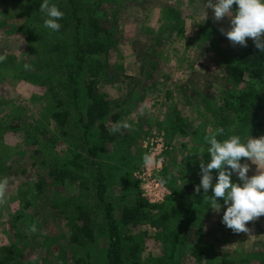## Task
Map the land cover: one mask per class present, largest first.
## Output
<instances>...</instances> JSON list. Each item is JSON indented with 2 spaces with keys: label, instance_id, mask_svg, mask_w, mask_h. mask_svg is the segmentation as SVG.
Returning <instances> with one entry per match:
<instances>
[{
  "label": "rangeland",
  "instance_id": "obj_1",
  "mask_svg": "<svg viewBox=\"0 0 264 264\" xmlns=\"http://www.w3.org/2000/svg\"><path fill=\"white\" fill-rule=\"evenodd\" d=\"M57 1H54L55 5ZM84 1L76 0V4L82 5ZM68 2H61L67 6L66 10L70 7ZM7 4V1L0 0V20ZM114 7L116 12L108 9L101 20L115 39V45L102 56V65L98 67L101 76L99 86L107 97L111 112L119 115L118 122H125L129 127L113 133L114 142L100 143L96 128H92L87 137L84 136L78 125L84 106L80 98L82 94L75 96L71 91L73 87L67 82L64 69L53 71L50 76L53 80L57 76L61 77L64 88L70 94V97L63 94L62 103L56 109L68 106L71 110L67 128L72 130L70 134L75 136L80 145L78 149H72L79 151L84 166L80 172L87 178L82 192L87 196L88 209H98V201L90 197L95 191L91 181L94 179V164H99L105 174L114 179L110 182L108 195L118 210H138L135 203L139 199L142 203L159 207L168 202L169 209L174 208L175 202L169 199L172 198L170 189L161 175L165 168V173L174 176L175 188L186 197L184 203L199 197L201 204L209 205L206 213L194 217L195 221L200 219L201 223H197L195 228L190 226L181 229L178 264H223L224 261L243 264L239 262L242 257L254 253L264 254V216L248 222V232L236 233L227 228L221 222L227 207L222 198H217L222 206L220 211L211 209L207 197L212 195L211 188L207 193L202 188L196 191L202 175L200 167L191 168V162L185 164L186 157L191 152L193 154L197 147H200V151L192 160L200 163L205 161L200 153L207 152L206 144H209L210 136L219 129V119L213 113L224 110L226 97L237 91L224 78V61H231L230 49L241 47L239 44L233 45L221 32V29L228 30V19L215 20L210 8L205 9V18V0H117L109 8ZM236 7L233 5V10ZM29 18L32 16L29 15ZM8 22L15 23L17 20L9 19ZM69 31L66 34L71 40L73 34ZM246 40L249 42L252 38ZM30 53L32 48L27 45L25 38L11 32L10 27L0 28V55L6 56V60L0 63V180L7 181L5 197L0 203V248L11 247L18 264H59V261L62 264H76L74 258L85 261L83 264H97L101 260L99 252L107 240L102 232L103 220L100 217L93 219L92 242L73 252L68 243L70 232L51 199V194H56L57 190L59 194L77 196L80 193V181L66 187L60 182L47 180L45 193L39 194L37 198L32 193L36 175L43 170L41 164L64 160L63 152L68 145L58 142L56 147L45 149V139L38 129L47 126L48 107L52 106L50 91L45 85L42 87L17 79L18 72L10 69L21 63L24 68H28L32 60ZM65 59L66 62H73L72 54H68ZM33 71L38 72V69ZM259 118L264 119V113ZM25 122L29 125L15 130L2 129ZM111 122L108 121L110 131L115 126ZM230 124L231 129L226 130L237 129L233 119ZM46 129L53 134L52 124ZM36 132L42 149L33 156L31 143ZM241 137L247 139L245 134ZM150 139L162 143L159 144L161 153L155 159L158 167L156 163H144L143 158L149 156L151 149L146 145ZM118 144L121 145L119 148ZM140 154L143 156L139 161ZM245 162L250 165L248 175L256 174V165L251 161ZM146 166L152 178L161 182L169 192L160 204L149 203L140 187L137 176H141ZM73 169L78 171L75 167ZM121 178L123 182L119 181ZM232 181L239 182L235 174ZM186 186L189 188L183 190ZM24 203L26 207L31 204V207L25 209ZM21 212L31 213L32 216L26 218L28 216L25 215L14 221L15 215ZM161 213L160 210L146 211L144 219L136 221V226L129 228L127 233L130 239L125 242V246L137 244L138 255L146 264H156V260L166 257L167 245L164 240H170L174 233L173 225L161 220ZM175 219L171 215L169 221ZM12 223L18 231L12 228ZM36 223L39 225L36 226ZM33 226L35 232L31 231ZM198 227L203 232L202 236L192 240L193 232ZM16 233L20 234L19 238H15ZM59 249L65 253L61 259L47 252ZM85 253H90L91 257L84 256ZM193 254L212 259L198 263ZM248 262L244 264H257Z\"/></svg>",
  "mask_w": 264,
  "mask_h": 264
},
{
  "label": "trees",
  "instance_id": "obj_2",
  "mask_svg": "<svg viewBox=\"0 0 264 264\" xmlns=\"http://www.w3.org/2000/svg\"><path fill=\"white\" fill-rule=\"evenodd\" d=\"M5 1L9 5L7 4V8L1 12L3 18L0 20V28L10 27L11 32L25 38L27 45L32 48V53H30L32 60L28 68H24V64L21 63L18 67H11L10 69L18 72L16 75L17 79L21 78L24 81L42 87L45 85L50 91L52 106L48 107L47 126L52 124L54 132L50 134L46 129L47 126L42 129L37 128L40 131L39 134L45 139L44 146L47 147L45 149L50 150L56 147L58 142L68 145V148L63 152L65 154L64 160L60 161L59 159L56 162L52 160L48 165L41 164L43 170L36 175L32 192L33 196L37 198L39 194L47 191L44 189L47 180L52 183L60 182L61 185L66 187L74 185L77 180L80 181V193L78 192L77 196H70L67 193L59 194L57 190L56 194H51V199L55 203L53 205L54 208H58L57 211L64 219L66 228L70 232L68 243L73 252L79 251L80 248L86 247L92 242L93 219L100 217L103 220L102 232L107 240L105 247L101 248L99 252L101 260L97 264H146L138 255L139 246L137 244L132 247L125 246V242L130 239L127 233L129 228L136 226V221L144 219L143 215L146 211L160 210L162 212L161 220L165 223H171L174 227V233L171 235L170 240H164L165 246L167 245L166 257L156 260L155 263L178 264L180 258L179 248L182 240L181 229L190 226L195 228L197 223H201L200 219L195 221L194 217L206 213L209 208L208 203L201 204L199 197L190 203H184L186 197L182 194L183 192L175 188L174 176L165 173L164 168L161 175L163 182L170 189L172 198H168L175 202L174 208L169 209L168 202L160 207L151 206L145 202L142 203L143 201L136 196L141 203H135L139 207V209L137 208L138 210L131 208L118 210L114 206V201L110 200L108 195L110 182L114 179L111 176L109 178L99 164H94V179L91 181L95 191L90 194V197L92 199L96 198L98 209L95 211L89 210L88 203L85 200L87 196H84L82 192L84 189L82 186L87 182V178L80 172L84 166L80 160L79 151L72 149V147L78 149L80 145L75 136L70 134L72 130L67 128L71 120V110L68 106L61 110L56 109L57 105L62 103L63 94L70 97L69 91L62 84L61 77L57 76V79L54 80L50 78L53 71L61 70L62 68L66 73L67 82L73 87L71 91H73L74 95L82 94L80 98L84 101V106L83 112L78 119V125L83 131L82 134L87 137L90 130L96 128L98 131L97 138L100 143L114 142L115 136L109 130L108 121L110 120V122L112 121L111 124L116 125L119 123V115L111 112L107 97L101 91L99 86L101 76L99 75L98 67L102 65V56H105L108 50L115 45V39L109 29L104 27L101 20L108 9H113L112 11L116 12V7H109L117 3V0H85L82 5H77L76 0H69L70 7L68 10H66L67 6L61 3L62 0L55 2L56 6L64 12L63 19L59 21L61 24L59 32H52L43 26L44 21H42V18L44 14L39 11L43 0ZM54 1L56 0H49V3L54 4ZM114 13L113 15L115 16ZM29 15L32 18H29ZM9 19H16L17 22H8ZM175 25H177L176 22ZM69 30L73 34L71 40H68L69 38L66 34L70 32ZM70 53L73 56V62H66L65 58ZM153 53L156 54L155 51ZM230 56V62L225 63L224 61V78L233 87H236L237 91L229 94L226 99L224 98V110L219 109L220 111L213 113V115L217 114L216 117L219 119L217 121L218 127L224 129V134L219 136L218 139H226L233 134L240 136L245 134L246 136L259 138L264 135V119L259 118L264 113V52H260L252 40L247 42L246 47L231 48ZM89 67L90 69L88 70L87 68ZM33 69H38V72H34ZM86 72H88L87 75ZM228 115L230 116L229 118ZM232 119L236 123L237 129L234 131L226 130L231 129L230 121ZM24 125L29 124L25 122L24 124L18 123L14 126L10 125L1 128L3 130H15V128L19 129ZM38 139L36 132L31 143L33 156L38 155L42 149V144H40ZM206 145L209 146L208 143ZM120 146L118 144V148ZM199 148H195L193 154L191 152L186 157L185 164L191 162V168L200 167L199 161L192 160L198 156ZM201 153L203 160L210 159L208 152ZM142 156L140 154L139 161ZM131 158L134 157L131 156ZM245 161H248L247 158H241V163ZM71 167H75L78 171L75 172ZM78 172L79 176H77ZM212 173L215 179L218 170H212ZM119 181L123 182V179L121 178ZM188 188L186 186L182 189L187 190ZM123 199V197L120 198L121 201ZM24 207L25 209L30 208L31 204L26 207V203H24ZM25 215L28 216L26 218L32 216L31 213L25 214L21 212L17 213L13 220L24 218ZM171 215H174L176 219L170 222ZM35 225L38 226L39 224L36 223ZM199 227L193 232L192 240L202 236L203 232ZM12 228L16 230L14 223H12ZM14 236L19 238L20 234L16 233ZM47 252L56 259H61L62 254L65 255L62 249L56 252L47 250ZM13 254L11 247H1L0 264H18V262H15L16 257ZM85 254L84 256L91 257L90 253ZM193 255L198 263L212 259L199 254ZM74 260L76 264L85 263V261H80L76 258ZM239 262L243 264L246 262L264 264V254L254 253L240 258ZM59 264H62V261H59ZM223 264L235 263L224 261Z\"/></svg>",
  "mask_w": 264,
  "mask_h": 264
},
{
  "label": "clouds",
  "instance_id": "obj_3",
  "mask_svg": "<svg viewBox=\"0 0 264 264\" xmlns=\"http://www.w3.org/2000/svg\"><path fill=\"white\" fill-rule=\"evenodd\" d=\"M233 5L237 6L235 10ZM206 8L213 10L215 20L228 19V30L221 29V32L233 45L246 47V38H252L255 47L264 52V0H205V18ZM39 11L45 17L44 27L59 32V21L63 19L64 12L49 0H43ZM4 60L6 56L0 55V62ZM128 127L127 123L119 122L111 131L115 134ZM223 134L224 129L219 128L209 138L207 152L210 159L200 163L202 175L196 191L202 188L207 193L211 188L212 195L207 196L210 208L220 211L222 206L217 198H222L227 206L221 222L236 233L248 232L247 223L264 216V135L259 138L248 135L245 139L233 134L226 139H218ZM241 158H247L256 165V174L248 175L250 165L241 163ZM143 159L146 165L153 163L150 156ZM212 170H218L215 182ZM234 174L239 182L232 181ZM6 184V180H0V203L5 197ZM31 231H36L35 226Z\"/></svg>",
  "mask_w": 264,
  "mask_h": 264
},
{
  "label": "built area",
  "instance_id": "obj_4",
  "mask_svg": "<svg viewBox=\"0 0 264 264\" xmlns=\"http://www.w3.org/2000/svg\"><path fill=\"white\" fill-rule=\"evenodd\" d=\"M159 144L162 145L160 140H149L146 145L150 146L149 156L152 158L154 165H158L156 158L159 157L161 150ZM158 167V166H157ZM149 167H145V171H142L141 176H137L140 187L142 189L145 199L151 204H160L169 195L167 188L159 181L152 178L151 173H149Z\"/></svg>",
  "mask_w": 264,
  "mask_h": 264
}]
</instances>
